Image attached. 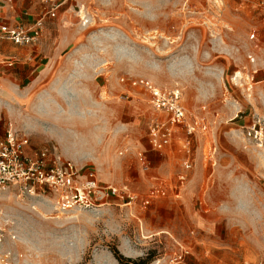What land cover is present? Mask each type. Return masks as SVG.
I'll return each instance as SVG.
<instances>
[{"label": "rangeland", "instance_id": "374dc122", "mask_svg": "<svg viewBox=\"0 0 264 264\" xmlns=\"http://www.w3.org/2000/svg\"><path fill=\"white\" fill-rule=\"evenodd\" d=\"M259 2L84 0L76 7L79 17L61 32L57 95L0 92V139L13 129L29 137L31 157L72 162L82 178L94 173L101 186L128 187L136 199L63 210L49 191L10 188L0 193V264H120L114 251L123 264H166L179 252L188 264L264 263V143L246 136L253 120L264 123ZM137 79L180 88L187 110L204 119L195 137L177 135L195 150L181 192L174 190L186 171L183 150L150 151L155 114L149 94L129 84ZM153 185L169 195L145 205Z\"/></svg>", "mask_w": 264, "mask_h": 264}, {"label": "built area", "instance_id": "2783aa9c", "mask_svg": "<svg viewBox=\"0 0 264 264\" xmlns=\"http://www.w3.org/2000/svg\"><path fill=\"white\" fill-rule=\"evenodd\" d=\"M259 6L264 12V0H260ZM46 16L54 18L56 9L48 12ZM44 31L45 17H42L28 27L4 29V36L16 46H36L42 39ZM129 84L135 88H143L149 94V105L155 114L148 125L147 145L151 152H163L170 148L179 133H184L189 138L202 132L204 119L187 110L180 88L163 89L143 79L131 80ZM246 136L259 147L263 145L264 123L261 119L252 121L247 127ZM29 144L28 136L21 135L13 129H9L4 138L0 139V193L13 187L27 195L46 190L58 197L63 210L92 209L107 202L110 197L127 196L136 199L128 187L118 189L112 185L101 186L94 173L82 178L79 169L72 162L55 158L47 165L44 161L45 156L40 159L31 157L28 154ZM183 144L189 161L185 173L179 177V187L174 192H181L180 189L187 181V173L194 167L192 142L186 139ZM215 153L216 150L213 151V154ZM139 157L145 158L143 153H139ZM168 193L158 185H153L149 189L145 205L167 197ZM187 255L188 253L179 252L166 264H187Z\"/></svg>", "mask_w": 264, "mask_h": 264}, {"label": "crops", "instance_id": "0c3cea01", "mask_svg": "<svg viewBox=\"0 0 264 264\" xmlns=\"http://www.w3.org/2000/svg\"><path fill=\"white\" fill-rule=\"evenodd\" d=\"M52 1L0 0V92L6 90L15 95L23 94L25 99L57 95L56 87L62 70L60 66L64 64L63 58L58 55L59 49L64 46L60 41L61 32H65L63 26L71 17H79L76 7L84 0H64L56 6L51 4ZM53 9H56V16L47 17L46 14ZM58 9L60 12L57 13ZM42 17H45V31L36 46H16L5 38L4 29L28 27ZM151 22L154 24L153 20ZM178 144L188 163L189 158L182 140L179 142L176 137L171 147ZM192 160L194 164L195 150ZM191 171L187 173V182Z\"/></svg>", "mask_w": 264, "mask_h": 264}, {"label": "trees", "instance_id": "16d2710c", "mask_svg": "<svg viewBox=\"0 0 264 264\" xmlns=\"http://www.w3.org/2000/svg\"><path fill=\"white\" fill-rule=\"evenodd\" d=\"M113 253H114L115 258H117V260L120 262V264H123V261H125V258H123V256H120L119 252H117V251H114ZM87 262H88V259H86L85 263H83V264H87ZM129 262H131V261H129ZM131 263L139 264L138 262H131Z\"/></svg>", "mask_w": 264, "mask_h": 264}]
</instances>
